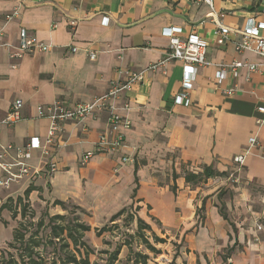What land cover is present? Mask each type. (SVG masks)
Masks as SVG:
<instances>
[{"label": "crops", "instance_id": "0c3cea01", "mask_svg": "<svg viewBox=\"0 0 264 264\" xmlns=\"http://www.w3.org/2000/svg\"><path fill=\"white\" fill-rule=\"evenodd\" d=\"M263 4L215 0L216 11L228 12L221 23L232 29L229 39L218 44V25L207 16L211 8L195 0H0V118L15 99L24 101L23 118L13 126L0 125L1 144L22 147L39 137L44 145L50 121L38 117L39 105L92 100L129 71L160 61L170 46L171 38L163 33L167 27L180 28L183 39L193 33L204 38L211 62L198 69L188 105L175 102L183 89L181 61L149 71L143 83L116 99L120 114L132 121L119 152L97 154L81 163L107 130L106 111L65 123L51 148L57 170H49L52 158L44 156L42 148L34 149L27 162L39 173L14 184L13 195L23 196L32 186L33 202L72 200L95 212L114 211L132 204L138 164L136 203L162 224L167 242L158 246L163 248L159 255L167 256L168 264L176 251L177 264H226L222 255L235 243L227 263L264 264V152L251 147L241 169L234 160L249 147L251 136L264 145V122H259L263 115L257 110L264 95L263 75L239 67L236 75L228 69L221 82L217 79L218 64L261 61L251 51L239 52L236 42L249 17L264 21ZM17 8L20 15L8 20ZM105 16L110 18L107 24ZM72 20L77 21L74 28ZM21 28L50 49L12 57ZM260 34L264 36V29ZM91 51L97 53L95 59ZM231 88L234 93L227 94ZM125 98L130 107L121 109ZM123 155L132 161L121 163ZM179 161L190 163L196 173L211 165L225 174L196 185L180 176L174 193L173 170L175 166L179 171ZM222 205L228 219L219 211Z\"/></svg>", "mask_w": 264, "mask_h": 264}, {"label": "built area", "instance_id": "2783aa9c", "mask_svg": "<svg viewBox=\"0 0 264 264\" xmlns=\"http://www.w3.org/2000/svg\"><path fill=\"white\" fill-rule=\"evenodd\" d=\"M196 2L205 3L211 8V12L207 15L213 17L218 28L216 30L218 44H224L229 39L232 29L223 25L221 19L228 13L226 11L218 12L214 9L215 0H195ZM228 1V0H224ZM235 1V0H234ZM264 13V4L261 9ZM20 9H15L12 14L7 16L11 20L14 16H19ZM109 16L103 19L104 24L109 22ZM74 28L77 21L70 22ZM264 29V21H257L255 16L249 17L247 26L238 31L241 33V39L236 42V49L239 52L251 51L261 58L258 63L233 61L232 63L218 64L217 79L221 82L230 69L236 75L239 67H247L250 71H261L263 75L264 87V36L260 34V30ZM181 29L178 27H167L163 33L171 38L169 49L166 51L162 59L156 63H150L146 68L136 71H129L126 78L122 81H114L110 84L108 90L89 101L68 104L63 100H56L51 103L41 104L38 106V117L47 118L50 121L48 135L45 144L39 137H32L22 147L14 144L0 143V189H9L13 184H19L26 180L32 179L39 172L32 169L27 162L32 158L34 149H43V155L51 157V148L55 143L57 135L63 130V125L69 121H80L88 115H95L98 112L106 111L107 113V130L103 131L96 143L94 150L85 152L81 157V163H88L91 158L97 154L115 153L121 151L126 146L125 130L130 129L132 121L124 118L118 111V107L114 104L116 99L126 97L134 87L145 80L149 71L158 70L167 63L173 61H181L185 64V74L183 77V89L175 97V102L188 105L190 102L189 90L192 88V82L199 68L211 64L208 58V43L198 34L193 33L187 38L178 36ZM19 44L17 50L12 53V57L22 58L26 54H34L36 52H45L50 46L41 42L35 35L30 33L26 28L19 31ZM1 46V44H0ZM76 47L72 48L75 52ZM91 59H95L97 53L91 51L89 53ZM235 88L226 90L227 94L234 93ZM24 101L21 98L15 99L6 116L0 118V125L13 126L17 124L22 117V109ZM130 102L125 98L121 109H128ZM257 110L263 115L259 122H264V95L257 105ZM251 147H259L264 152V145L260 142L256 135L249 138V147L243 154L236 155L234 160L239 164V169L244 165L246 155ZM49 162V170L56 171L57 164L54 158ZM132 158L127 155L121 157V163L131 162Z\"/></svg>", "mask_w": 264, "mask_h": 264}, {"label": "trees", "instance_id": "16d2710c", "mask_svg": "<svg viewBox=\"0 0 264 264\" xmlns=\"http://www.w3.org/2000/svg\"><path fill=\"white\" fill-rule=\"evenodd\" d=\"M179 164H181V171H177L175 166L173 170V179L175 182L171 186V189L174 193L177 192L178 188L176 179L180 176H184L186 182L196 185L208 178L225 174L215 170L211 165H203V170L196 173L189 169L188 166L190 163L179 161ZM137 170L138 164L135 166L136 186L133 190L132 198L136 197L139 188ZM33 188L34 187L29 186L25 190L23 196H18L17 204L20 206V212L23 217H25L30 205L29 195ZM66 203V201L59 199L53 201L54 205H61L64 210L68 209ZM140 208L141 207L139 205L135 207L134 202H132V204L127 207H123L111 217L110 223L112 224H107L100 229L96 228V234L98 236L103 235L105 232L114 231L115 228L119 227L115 221H117L121 216H124L125 213H127V216L124 217L126 222H137V229L135 233H131L130 239H127L123 243V245L129 248L125 262H121L120 258L122 245H117L113 250L105 249L100 251L102 254L107 255L105 262H100L99 260L92 262L91 255L95 253V249L85 240L86 233L92 229L91 225L81 220L78 215H75L73 218H69L66 214H56L50 216V220L52 222L51 233L49 235L50 239L49 241H45V243L33 236L27 237L26 233L20 228V226L23 225V221H21L19 223L20 226L14 229L13 240L9 243V246L17 250V253H11L8 258L5 257L4 253H1L0 264H150L149 261L151 259V254L154 256L162 254L163 251L158 246L160 244H165L167 242V238L159 236L153 230L151 224L138 214ZM219 211L225 219H228L224 205L219 206ZM17 213L18 210L15 211L14 216H17ZM42 224L43 221H41L40 225ZM147 231L152 233L153 241L150 239V235ZM134 238H137L140 244L145 245L149 252L134 250ZM17 244H19V246H17ZM48 244L54 245V255L51 259L45 258L40 250L42 245L46 246ZM57 245L59 247H57ZM235 246L236 243L235 245L231 247L229 246L225 249V253L222 256L226 264H229L227 261L235 250ZM177 256L178 251H176L173 260L170 261L169 264H177Z\"/></svg>", "mask_w": 264, "mask_h": 264}, {"label": "rangeland", "instance_id": "374dc122", "mask_svg": "<svg viewBox=\"0 0 264 264\" xmlns=\"http://www.w3.org/2000/svg\"><path fill=\"white\" fill-rule=\"evenodd\" d=\"M178 167L179 171H181V164H179ZM116 170L118 171V168ZM162 182L163 179L161 178V183ZM13 185L9 189H0V256L1 253H4L5 257L8 258L11 253H17V250L9 246V243L13 240L14 229L20 226L19 223L21 221H23V225L20 226V228L23 232L26 233L27 237L33 236L45 243V241H49L50 239L49 235L51 233L52 223L50 220V216L56 214H66L69 216V218H73L75 215H78L81 220L91 225L92 229L86 233L85 240L91 247L95 249V253L91 255L92 262H94L95 260L105 262L107 255L102 254L100 251L105 249L113 250L117 245H122L120 258L121 262H125L127 254L129 252V248L123 245V243L127 239H130L131 233H135L137 229V222H126L124 217L127 216V213H125L124 216H121L117 221H115L119 227L115 228L114 231L105 232L103 233V235L98 236L96 234V228L100 229L107 224H112L110 223L111 217L123 207H127L126 203L118 210L95 212L90 208L72 200L66 201V206L68 208L67 210H64L61 205H54L53 201L51 200H36L34 202L30 201V205L25 214V217H23L20 212V206L19 204H17L18 196L16 194L13 195L15 186ZM133 202L135 207L139 205L138 203H136V198H133ZM16 210H18V213L17 216H14ZM198 212L200 213V216L203 215V212L201 210ZM140 213H142L143 216H141ZM138 214L141 217H144L145 220L147 219V222L150 221L153 230L159 236L165 237L162 234L164 232L162 224L156 221L155 218L151 216L149 211L147 212V214H145L144 211L141 212V210H139ZM41 221H43L42 225H40ZM147 233L150 235V239L153 241L152 233L150 231H147ZM17 246H19V244H17ZM159 246L166 247V243L160 244ZM57 247L59 246L57 245ZM133 248L134 250L149 252L145 245L139 243V240L137 238L133 243ZM173 248L177 250L179 249V247H175V245L173 246ZM40 250L45 258L51 259V257L54 255V245H42ZM150 257V264H168L166 259L167 256H154L153 254H151ZM154 259H156V261Z\"/></svg>", "mask_w": 264, "mask_h": 264}]
</instances>
